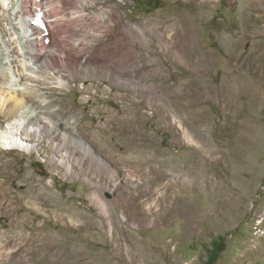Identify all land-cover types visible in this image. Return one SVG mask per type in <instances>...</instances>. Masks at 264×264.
<instances>
[{
  "label": "rangeland",
  "instance_id": "rangeland-1",
  "mask_svg": "<svg viewBox=\"0 0 264 264\" xmlns=\"http://www.w3.org/2000/svg\"><path fill=\"white\" fill-rule=\"evenodd\" d=\"M29 1L46 107L106 169L4 149L0 264H264V0Z\"/></svg>",
  "mask_w": 264,
  "mask_h": 264
},
{
  "label": "bare ground",
  "instance_id": "bare-ground-1",
  "mask_svg": "<svg viewBox=\"0 0 264 264\" xmlns=\"http://www.w3.org/2000/svg\"><path fill=\"white\" fill-rule=\"evenodd\" d=\"M29 2V0H16V3L14 0H0V113H3L8 123L7 126L2 127L3 132L0 136L2 143L0 145V171L9 167L13 161L1 159L7 152L4 149H33L37 145L44 144L41 141L43 136L48 137L47 149L50 151V157L56 162L60 161V166L71 175L74 174L72 163L80 166L84 160H89L88 162L102 170L104 165L93 155V150L84 146L76 132L62 124L58 118L53 121L52 117L56 116L46 107L49 101L44 96V90L50 87L67 86V81L63 78V73L60 74L50 68L48 54H53L35 51L43 38L48 37L47 41L53 38V32L48 31L45 23L43 26L42 7L36 2L29 5ZM30 6L38 10L36 14L42 16L32 17ZM38 31L41 32L39 34H42V38L37 36ZM16 38L21 45L22 56L26 59L22 63H19L14 54L16 50L12 48L13 40ZM54 46L57 45L54 44ZM23 71H29L34 76L26 77ZM71 76L73 77L74 74L71 73ZM36 102L40 105L38 110L34 107ZM16 120L22 121L23 128L16 124ZM106 176L112 177L113 175L109 172ZM108 189L112 191L111 188Z\"/></svg>",
  "mask_w": 264,
  "mask_h": 264
},
{
  "label": "built area",
  "instance_id": "built-area-1",
  "mask_svg": "<svg viewBox=\"0 0 264 264\" xmlns=\"http://www.w3.org/2000/svg\"><path fill=\"white\" fill-rule=\"evenodd\" d=\"M45 21H46V22H49V20H48L47 18H45Z\"/></svg>",
  "mask_w": 264,
  "mask_h": 264
}]
</instances>
